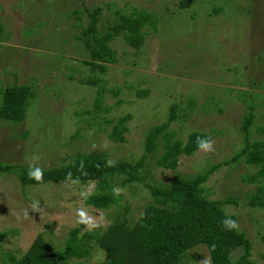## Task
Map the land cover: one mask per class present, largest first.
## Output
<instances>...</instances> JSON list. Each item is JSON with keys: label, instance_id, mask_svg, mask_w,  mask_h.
Segmentation results:
<instances>
[{"label": "rangeland", "instance_id": "1", "mask_svg": "<svg viewBox=\"0 0 264 264\" xmlns=\"http://www.w3.org/2000/svg\"><path fill=\"white\" fill-rule=\"evenodd\" d=\"M95 7L101 8L99 32L121 14L148 12L154 18L153 26L141 29L139 49L122 35L109 41L116 61L105 72L84 63L90 55L82 32ZM0 22V91L24 84L33 92L23 121H0L1 161L43 168L79 152H99L109 162L136 161L149 128L167 119L170 105L181 110L194 100L188 117L168 128L183 142L192 131L204 132L214 150L181 154L174 171L150 163L147 168L156 184H164L176 171L192 175L218 165L204 192L213 199L235 198L224 210L251 241L250 259L264 264V205L248 203L264 184L246 182L258 165L245 161L246 151L240 155L247 142L264 140V0H0ZM89 75L105 89L100 111H93L98 86L85 83ZM141 88L149 93L137 97ZM126 113L131 119L125 141L114 142L108 138L111 122ZM94 188L93 181L23 186L16 174L0 173V233L6 232L0 264L6 252L21 257L38 234L62 249L71 229L102 232L123 208L132 221L152 201L150 190L133 182L116 187L118 203L98 209L84 202ZM80 212L91 223L82 222ZM88 247L89 255L69 257L68 264H103L105 254L94 239ZM186 254L181 264H211L204 244ZM238 255L233 252L232 259Z\"/></svg>", "mask_w": 264, "mask_h": 264}, {"label": "trees", "instance_id": "2", "mask_svg": "<svg viewBox=\"0 0 264 264\" xmlns=\"http://www.w3.org/2000/svg\"><path fill=\"white\" fill-rule=\"evenodd\" d=\"M100 11V7L92 9L90 24L82 32L88 34L83 38V43L90 55V59L84 63L89 65L91 70L105 72L106 64L116 61L109 41L116 35H122L129 45L139 49L144 40L141 29L145 24L153 26L154 18L148 12L121 14L118 20L107 26L105 32H99L96 23ZM3 29L4 26L0 22V39L3 38L1 35ZM84 81L92 86H98L93 111H100L104 87L100 85L96 76L89 75ZM116 90L113 89L111 93H116ZM147 93H149L147 88L136 90L137 97H144ZM0 95V121H23L30 98L33 96L31 88L24 84H11L1 89ZM194 105V100L191 99L187 101L186 107H181V110L179 105L171 104L167 119L149 128L144 140L143 153L136 161L109 162L107 156L102 153L79 152L61 164L40 168L43 171V179L37 181L29 178L28 166L0 160V173L16 174L23 186L47 182L93 181L94 191L84 196V202L98 209L118 203L120 195L114 191L116 187L133 182L145 185L152 197V201L148 202L141 214L132 221L127 217L126 208H123L124 211L116 213L114 220L102 232L79 234L78 228L71 229L62 249L55 248L42 234H38L21 257L6 252L1 264H68L69 257L82 258L89 255L90 239H94L103 250L105 254L103 264H181L187 251L200 244H204L208 249L211 264H256L250 259L251 241L246 234L238 228L224 225L226 220L236 221L223 207L225 204L233 203L235 198L226 196L223 200L213 199L204 192L203 184L218 165L192 175L176 171L164 184H156L150 169L147 168L150 163V167L174 171L178 167L181 154L191 155L199 149L197 138L207 137L204 132L192 131L183 142L168 128L173 120L188 117L187 111L192 110ZM85 111L91 112L90 109ZM81 112L77 114H82ZM104 119L110 122L108 117ZM130 119L131 114L126 113L113 120L108 138L114 142L125 141L127 123ZM249 121L251 120L247 122ZM260 132L264 133V127L260 128ZM244 147L249 148V152L248 149H243L240 155L246 151L247 153L243 154L245 161L251 165H258V169L247 177L246 182L259 180L264 184V140L247 142ZM248 203L251 206L264 205L263 185H260L257 193L250 195ZM5 234L6 232L0 233V240ZM262 238L264 240V236ZM237 251L239 255L234 260L233 252Z\"/></svg>", "mask_w": 264, "mask_h": 264}, {"label": "clouds", "instance_id": "3", "mask_svg": "<svg viewBox=\"0 0 264 264\" xmlns=\"http://www.w3.org/2000/svg\"><path fill=\"white\" fill-rule=\"evenodd\" d=\"M197 146L201 150H206V151L214 150L212 140L210 138H207V137H205V138H199L198 137L197 138ZM34 159H38V157H34ZM27 174H28L30 179H35L37 181H42V179H43L42 169H40L39 167L33 166L31 163L29 164ZM114 191H116L118 194V190H114ZM37 206H38V202H37V204L33 205V207H37ZM79 216L82 218V222L91 223L90 219H88V220L83 219L85 217L84 212H80ZM224 225H225V227H229V228H238V224L236 223V221H232V220L224 221Z\"/></svg>", "mask_w": 264, "mask_h": 264}]
</instances>
